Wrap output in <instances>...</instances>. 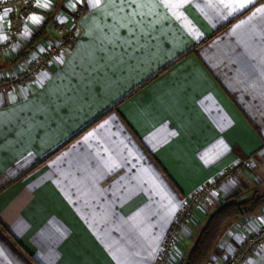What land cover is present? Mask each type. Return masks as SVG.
<instances>
[{"label":"crops","instance_id":"1","mask_svg":"<svg viewBox=\"0 0 264 264\" xmlns=\"http://www.w3.org/2000/svg\"><path fill=\"white\" fill-rule=\"evenodd\" d=\"M9 15L0 78L58 50L0 91V264H153L184 200L226 167L241 168L193 209L188 242L264 190V0H34L16 36ZM263 225L264 200L214 253ZM244 264H264V243Z\"/></svg>","mask_w":264,"mask_h":264},{"label":"built area","instance_id":"2","mask_svg":"<svg viewBox=\"0 0 264 264\" xmlns=\"http://www.w3.org/2000/svg\"><path fill=\"white\" fill-rule=\"evenodd\" d=\"M33 1L34 0H6L0 3V16L3 14L5 9L10 10V15L8 18V29L12 36L17 35L25 21L26 16L32 13ZM77 14L79 15L80 11H78ZM57 50V48L52 47L50 49V52L46 54V56H39L34 58L26 68L20 70L16 75L0 78V91L10 88L16 82H22L33 77L36 71L45 67V65L50 61V55H52ZM229 169V171L226 170V173L222 175L223 177L221 176L208 185H205L199 195L202 197L206 194L208 195V193H211L217 183L223 181L224 177L228 178L229 173H232V171L234 169L236 170L237 168H235L234 166H230ZM173 242L174 237L172 236L169 238L168 246ZM263 243L264 225L247 236L245 240L237 247L235 252L232 253L226 260L225 264H244L246 260L255 252V250Z\"/></svg>","mask_w":264,"mask_h":264},{"label":"rangeland","instance_id":"3","mask_svg":"<svg viewBox=\"0 0 264 264\" xmlns=\"http://www.w3.org/2000/svg\"><path fill=\"white\" fill-rule=\"evenodd\" d=\"M230 166H234L237 169L236 170L234 169L232 171V173H229V177L228 178H225V177H224V179L221 178V179H223V181L229 180L241 168L239 163L238 164L236 163V164L230 165ZM230 166H228V167H226L224 169V171L221 173L220 177L224 173H226V170H228ZM208 184L209 183H207L206 185H208ZM204 186L200 187L192 195L187 197L184 200V202L182 203L181 207L178 209L177 213L175 214L174 218L172 219L168 229L166 230V232H165V234H164V236L162 238V241L160 243V247L157 250L156 257H155V260H154L153 264H171V258L172 257L174 258V254L176 253L175 248L178 247V244L180 242H181L180 243L181 245H182L183 242L186 243V241H187L186 238L185 237L182 238L181 236H183L184 228L188 229V227L190 228V223L192 224V221H193L192 220L193 209L196 206L199 205L200 201L203 198H205L208 195H210V193H208V195L206 194V195H204L202 197L199 195V193H201V191H202ZM213 189H215V188H213ZM208 216H209V214H208ZM203 225H202V227H203ZM199 227L200 226L194 228V227L191 226V228L193 229V231L195 233L192 235L191 240H189V242L187 241V249H190L193 246L194 241H195L199 231L202 228V227L201 228H199ZM172 236L174 237V242L171 245L168 246L169 238L172 237ZM180 239H182V240L180 241ZM217 247H218V243L216 244L215 248L212 250V252L209 254L207 260L203 264H225L226 260L230 257V255L226 253V256H225L224 259L223 258L218 259L219 256L218 255L216 256V254L214 253V251L217 249ZM186 254H187V252L183 256V258L180 257V256H177L176 257L177 260H175L174 263L175 264H182V261H183L184 257L186 256ZM215 257H217V258L215 259ZM212 259L214 261H219L220 260V263L214 262V261H212ZM174 263H172V264H174Z\"/></svg>","mask_w":264,"mask_h":264},{"label":"trees","instance_id":"4","mask_svg":"<svg viewBox=\"0 0 264 264\" xmlns=\"http://www.w3.org/2000/svg\"><path fill=\"white\" fill-rule=\"evenodd\" d=\"M229 23L230 21L222 25L218 30L225 27ZM114 107L115 105L112 108ZM100 116L96 117L93 121L100 118ZM41 161H38V163ZM32 168L33 166L23 174L29 172ZM262 199L264 200V190L262 191ZM239 215L240 211L236 201L225 203L210 213L203 227L199 231L193 246L188 250L186 256L184 257L182 264H203L218 243L224 232L225 226L230 221L236 219Z\"/></svg>","mask_w":264,"mask_h":264},{"label":"water","instance_id":"5","mask_svg":"<svg viewBox=\"0 0 264 264\" xmlns=\"http://www.w3.org/2000/svg\"><path fill=\"white\" fill-rule=\"evenodd\" d=\"M261 201H263L262 191H255L245 197L238 199L236 204L240 213H244L245 211L254 208Z\"/></svg>","mask_w":264,"mask_h":264},{"label":"snow or ice","instance_id":"6","mask_svg":"<svg viewBox=\"0 0 264 264\" xmlns=\"http://www.w3.org/2000/svg\"><path fill=\"white\" fill-rule=\"evenodd\" d=\"M95 2H96V3H100V0H95ZM43 6H44V7H48V4L45 3ZM241 6H243V5H241ZM8 11H10V10H9V9H5V10H4V14L7 15V12H8ZM0 19H2V17H0ZM29 19H30L31 21H34V22H39V19H40V18L37 17V16H35V15H32V16L29 17Z\"/></svg>","mask_w":264,"mask_h":264},{"label":"clouds","instance_id":"7","mask_svg":"<svg viewBox=\"0 0 264 264\" xmlns=\"http://www.w3.org/2000/svg\"><path fill=\"white\" fill-rule=\"evenodd\" d=\"M36 16V15H35ZM38 17V16H37ZM34 22V21H33Z\"/></svg>","mask_w":264,"mask_h":264}]
</instances>
